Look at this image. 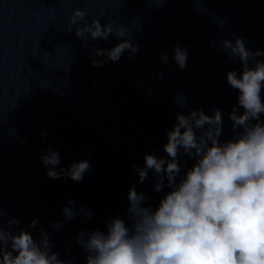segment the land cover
Here are the masks:
<instances>
[{
    "label": "water",
    "instance_id": "95a60500",
    "mask_svg": "<svg viewBox=\"0 0 264 264\" xmlns=\"http://www.w3.org/2000/svg\"><path fill=\"white\" fill-rule=\"evenodd\" d=\"M154 2L0 0V208L6 209L0 220L16 216L27 225L39 217L33 234L46 228L53 250L72 264H86L79 231L106 229L109 216L123 214L133 183L145 192L146 202H159L163 193L154 189L152 171L140 182L133 165L143 164L148 151L167 155L163 145L178 111L203 106L211 112L219 106L221 138L232 135L229 112L238 89L226 74L241 64L221 39H234L235 33L249 47L264 48V0H163L160 7L151 6ZM77 7L89 10L88 21L98 17L139 25L131 36L138 49L93 64L91 51L110 48L118 38L89 36L85 42L75 25L69 31ZM174 44L188 49L183 68L174 60ZM162 50L169 54L166 63ZM177 92L187 97L183 109L174 99ZM49 142L59 148L65 167L81 158L91 161L82 180L47 174L41 153ZM182 161L190 165L194 157L184 154ZM69 198L74 208L88 204L94 214L78 211L65 218L62 207ZM57 220L63 225L55 227Z\"/></svg>",
    "mask_w": 264,
    "mask_h": 264
},
{
    "label": "clouds",
    "instance_id": "9594fccd",
    "mask_svg": "<svg viewBox=\"0 0 264 264\" xmlns=\"http://www.w3.org/2000/svg\"><path fill=\"white\" fill-rule=\"evenodd\" d=\"M153 5L160 7L163 0ZM88 14L86 8H75L68 30L75 25L85 42L89 36L95 40L115 34L118 38L110 48L91 51L93 64L115 61L125 49L130 54L138 49L131 36L133 27L139 25L102 22L98 17L88 21ZM78 20L83 23L77 24ZM233 35L234 39H221L224 49L241 64L226 74L228 83L238 89L237 102L229 112L232 135L221 138L223 110L219 106L211 112L203 106L178 111L174 126L167 129L163 145L167 155L148 151L143 164L133 165L140 182L152 171L154 189L163 193L159 202H146L145 192L133 183L123 214L109 216L106 229H81L77 234L86 264H264V48H251L244 36ZM173 55L181 68L186 66V46L174 44ZM160 56L162 63L169 59L166 51ZM174 99L180 109L188 102L180 92ZM184 154L194 157L190 165L182 161ZM41 159L53 178L63 175L79 181L91 166L87 158L61 165L60 150L51 142ZM75 203L69 198L62 207L65 218L71 219L78 211L87 217L94 214L88 204L76 209ZM5 214L6 209L0 208V217ZM38 220L33 217L27 225L16 216L0 220V264H72L53 250L46 228L41 226L39 234H33ZM53 224L60 227L63 220Z\"/></svg>",
    "mask_w": 264,
    "mask_h": 264
}]
</instances>
